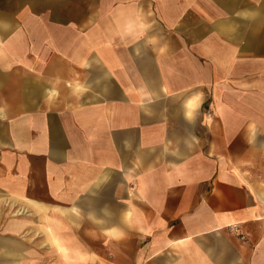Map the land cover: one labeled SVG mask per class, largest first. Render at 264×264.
<instances>
[{"label":"crops","instance_id":"0c3cea01","mask_svg":"<svg viewBox=\"0 0 264 264\" xmlns=\"http://www.w3.org/2000/svg\"><path fill=\"white\" fill-rule=\"evenodd\" d=\"M4 114L0 264H264V0H0Z\"/></svg>","mask_w":264,"mask_h":264},{"label":"rangeland","instance_id":"374dc122","mask_svg":"<svg viewBox=\"0 0 264 264\" xmlns=\"http://www.w3.org/2000/svg\"><path fill=\"white\" fill-rule=\"evenodd\" d=\"M1 106H3V105H1ZM4 106H6V105H4ZM5 114L3 116H0V128H6V119H5L6 116H5ZM0 154L4 158L3 152H0ZM1 191H2V189H1ZM4 197H7V196L5 195ZM23 202H24L23 200H15L16 205H12L13 202H11V201L8 202L6 200V198H3V200H1V202H0V223L6 224L9 219H14V220L26 219L29 223H32V224H36V223L41 222L38 215L33 214L32 212H28L27 209H25L24 211L22 210V208L24 206ZM17 209H19V212H22V211L23 212L18 213V214L14 213V210H17ZM1 234H3V232H1Z\"/></svg>","mask_w":264,"mask_h":264},{"label":"bare ground","instance_id":"6f19581e","mask_svg":"<svg viewBox=\"0 0 264 264\" xmlns=\"http://www.w3.org/2000/svg\"><path fill=\"white\" fill-rule=\"evenodd\" d=\"M26 201H27V202H30L31 204L34 205V209H35V211H40V207H41V205L39 204V201H35V200H32V201L26 200ZM22 210L24 211V206H23ZM23 211H22V212H23ZM22 212H19V209H17V210L15 211L16 214H18V213H22Z\"/></svg>","mask_w":264,"mask_h":264}]
</instances>
